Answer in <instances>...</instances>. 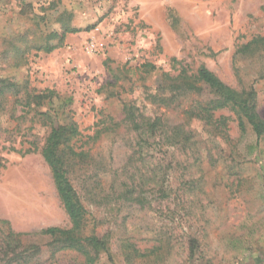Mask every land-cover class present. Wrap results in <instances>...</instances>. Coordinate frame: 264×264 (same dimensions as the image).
I'll return each mask as SVG.
<instances>
[{
    "label": "rangeland",
    "instance_id": "374dc122",
    "mask_svg": "<svg viewBox=\"0 0 264 264\" xmlns=\"http://www.w3.org/2000/svg\"><path fill=\"white\" fill-rule=\"evenodd\" d=\"M62 23L77 32L50 54L37 51ZM92 37L98 51L88 55L84 47ZM257 37L264 38V0H0V78L53 90L61 121L69 116L83 134L78 151L88 157L76 159L71 178L89 212V229L96 226L107 238L108 252L96 264H264V139L252 151L255 135L247 127L241 137L229 111L215 113L228 118V142L211 137L214 143L201 148L199 169L185 170L187 156L173 148L153 152L150 160L148 152L150 163L160 155L175 167L163 171L166 197L150 206L102 201L110 173L98 177L96 170L103 162L113 170L127 162L135 135L120 122L125 106L171 125L184 122L183 111L196 96L167 108L147 99L162 73L176 75L182 67L194 73L202 65L237 91L253 89L264 121V51L236 55ZM191 127L203 134L199 123ZM47 134L35 109L7 97L0 111V219L15 232L69 226L40 155ZM208 149L214 161L206 158ZM139 167L128 166L135 180ZM132 247L138 251L133 257ZM80 261L60 252L51 264Z\"/></svg>",
    "mask_w": 264,
    "mask_h": 264
},
{
    "label": "trees",
    "instance_id": "16d2710c",
    "mask_svg": "<svg viewBox=\"0 0 264 264\" xmlns=\"http://www.w3.org/2000/svg\"><path fill=\"white\" fill-rule=\"evenodd\" d=\"M64 16L66 14L60 15L61 18ZM75 32L77 31L68 23H62L60 31H52L37 51L50 54L63 46L68 33ZM52 40L56 42L51 43ZM260 51H264V38L257 37L238 48L236 55L245 58V55L251 56ZM8 54L9 50L2 53L3 57ZM20 59H24L23 55ZM146 68H150L151 72L154 70L149 65ZM191 95L197 99L183 111L184 122L179 125H171L161 117H146L133 107L123 108L120 122L126 124L134 133L135 143L130 146L131 152L121 169L113 170L110 166L106 167L104 162L96 169L98 177L110 173L109 189L106 190L108 194L102 196V201L112 197L120 206L137 205L144 208L165 198L163 171L175 167L172 166L173 161L167 162L160 158V155L156 161L150 163L149 160L154 157L153 152L173 148L174 151L187 156L184 162L185 170L192 172L194 166L199 169L200 153L203 152L201 148L206 151L207 145L214 143L211 137L228 142V118L215 117V113L220 110H227L235 116L241 137L246 134L247 127L251 129L256 137V144L251 146L252 151L257 148L258 141L264 139V121L257 111L254 90L248 88L237 91L202 65L194 73H189L183 67L176 75L162 73L159 85L147 99L153 105L167 108L175 107L180 100H185ZM8 96L14 97L16 104L23 108L35 109L48 128L40 155L50 171L57 198L68 218L69 226L48 227L37 232L22 233L15 232L8 221L0 219V264H51L60 252L75 253L81 258L80 264H96L100 255L108 252V242L106 235L97 232L96 226L89 229V212L72 183L71 169L76 159L81 161L88 157L85 152L78 151L80 147L77 142L83 136L79 125L69 116H66L67 123L61 121L53 108L52 100L57 97L53 90H29L27 83L17 84L11 79L0 78V111L5 108ZM45 107L47 109L44 111H38ZM192 122L200 124L205 137L191 127ZM101 131L115 130L102 126ZM207 151L206 158L214 161L211 150ZM148 152H152L150 158ZM216 153L221 158L223 149L218 146ZM178 164L176 162V165ZM135 165L140 166L137 168L140 175L137 180L129 175L128 168ZM190 179L188 183L193 182L192 178ZM94 189L85 188V192L91 194ZM148 192L155 198L147 200L143 194ZM137 254V249L132 247L131 257Z\"/></svg>",
    "mask_w": 264,
    "mask_h": 264
},
{
    "label": "built area",
    "instance_id": "2783aa9c",
    "mask_svg": "<svg viewBox=\"0 0 264 264\" xmlns=\"http://www.w3.org/2000/svg\"><path fill=\"white\" fill-rule=\"evenodd\" d=\"M96 32L98 29L95 30ZM84 51L88 55H95L96 52L98 51V44L97 42L93 39V37L90 39V41L85 45Z\"/></svg>",
    "mask_w": 264,
    "mask_h": 264
},
{
    "label": "crops",
    "instance_id": "0c3cea01",
    "mask_svg": "<svg viewBox=\"0 0 264 264\" xmlns=\"http://www.w3.org/2000/svg\"><path fill=\"white\" fill-rule=\"evenodd\" d=\"M69 40H70V39L67 37V39H66V41H67V44H68Z\"/></svg>",
    "mask_w": 264,
    "mask_h": 264
}]
</instances>
